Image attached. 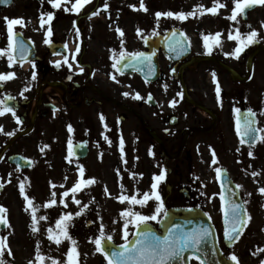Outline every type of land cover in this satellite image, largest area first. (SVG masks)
Masks as SVG:
<instances>
[{
    "label": "flooded vegetation",
    "instance_id": "1",
    "mask_svg": "<svg viewBox=\"0 0 264 264\" xmlns=\"http://www.w3.org/2000/svg\"><path fill=\"white\" fill-rule=\"evenodd\" d=\"M16 1L12 0L9 5L0 1V49H6L9 43L5 17L22 18L24 22L13 26L16 51L12 67H9L6 56L0 58V74L15 73L14 78L0 82V100L15 112V116L11 112L0 116V185H3L0 187V206L7 209L5 216L10 225L0 224V237L7 238L12 253L8 255L5 251V264L9 263L7 259H14V249L32 247L36 257L38 242L41 254L45 256L44 264H51L53 259L65 262L68 247L57 251L64 244L58 247L50 241L49 251L42 248L47 228L55 229V221L68 213L60 203L63 200L61 171L62 175L67 170L81 178L79 166H83V179L95 180L84 190L95 191L94 205L105 203L103 201L108 200L110 190L104 184L115 187L123 180L127 174L129 152L134 153L138 150L137 145L142 146L138 140L151 145L161 155L164 167L162 170L158 168L153 175L164 174L165 179L161 182L166 189L171 188L167 197L175 201L195 199L198 200L197 205L206 209L212 195L220 197L223 175L228 176L235 187L241 186L236 188L247 213L250 208L264 210V194L259 192L264 187V142L257 140L250 147L248 142L241 144L236 133L237 116L242 120L249 108L256 113V127L264 128V57H260L264 50L259 52L264 48L261 36L264 12L261 16L251 13L245 20L239 17L237 28L240 32L256 30L258 36L256 42L236 59L225 55L236 47L231 44L234 40L228 39L232 25L228 27L225 24L227 27L221 31L226 38L220 45L223 44L227 50L216 51L220 45L209 40L212 47L209 54L204 47L203 36L216 32H202L199 29L204 25L202 23H198L195 32L181 28L178 20L133 24L131 31L120 26L108 27L109 31L79 29L83 22L81 14L85 10L89 7L93 11L99 10L97 0H90L78 13L68 8L72 0H62L60 8H54L49 0H35L36 3L21 0L27 10L19 9ZM32 5H36L34 10L42 8L46 12L41 32L39 28H32L26 15ZM49 12L54 14L50 24L46 18ZM74 23L78 30H69ZM62 26L67 31H61ZM117 29L124 35L121 36ZM176 29L187 39L178 33L166 36ZM41 39L47 41L43 46ZM175 41L183 43L177 45ZM21 42L27 49L23 60L19 52ZM169 44H173L176 50L170 49ZM77 47L79 53L76 52ZM121 51L155 53L152 56L154 72L149 74L147 62L138 68H123L120 64L117 68L121 70L117 71L112 65ZM218 61L226 67L219 65ZM81 67L83 72H80ZM217 86L220 88L219 97ZM137 94L139 99L135 98ZM235 109H240V112H235ZM16 117H19V123ZM69 125L72 132L68 130ZM192 128L211 131L197 132L191 131ZM194 137L197 140L195 144L192 143ZM185 138L187 143L182 154L174 160H166L162 154V143L170 154L181 147ZM208 138H213V141ZM121 139L124 142L123 157ZM69 141L72 144L71 155ZM207 148L216 152L215 162L213 158L201 168L207 179L201 181L196 178L192 188H177L180 181L198 167L194 159L187 161L188 167H180L177 160L184 155L192 158V151L201 154ZM249 151L252 156H249ZM217 166L222 170L219 178L215 171ZM67 176L69 178L71 174ZM54 181L57 183L53 184ZM21 183L25 187L23 194ZM53 192L57 203L46 206L53 198ZM25 195L33 200L32 206H28ZM218 204L216 199L215 206ZM33 208L38 218L36 227L39 231L36 233L31 227ZM40 216L47 217L44 223L39 220ZM242 239H249L242 246L245 249L243 253L239 251ZM62 241L67 242V239ZM262 249L264 234L256 232L240 238L226 253L229 257L236 255L239 264H261L264 260ZM101 256L102 263H107L103 253ZM22 257L31 259H26L24 254ZM34 264L39 262L36 260Z\"/></svg>",
    "mask_w": 264,
    "mask_h": 264
},
{
    "label": "snow or ice",
    "instance_id": "2",
    "mask_svg": "<svg viewBox=\"0 0 264 264\" xmlns=\"http://www.w3.org/2000/svg\"><path fill=\"white\" fill-rule=\"evenodd\" d=\"M49 2L52 4L54 8H60L62 0H49ZM90 2V0H75V4L72 5V11L79 12L81 7L85 4ZM234 7L231 10V14L226 17V19L237 22L238 23V17L240 16H246V10L251 9L254 5L260 4L264 5V0H233ZM133 7L134 10L135 6ZM227 7L226 3L220 2V0H213V7L205 9L202 5L198 6L196 11H199L200 15H203L205 13H211L212 15H218L219 9ZM105 8H107V5H105ZM67 11L68 9L65 8ZM143 11H147V7L145 6L143 0H141L140 3V9ZM196 11L185 13L183 11L181 12H172V11H166V12H156V20L157 24L159 23V20L162 17L165 18H173L178 21H184L188 17L194 16L196 14ZM47 20L50 24L51 20L53 19L54 14L52 12H49L46 14ZM44 14L41 16V24L45 22L43 19ZM7 31L9 35V43L8 47L6 49H0V58L7 57L9 62V67H12L13 61L15 59L13 53L16 51V45L14 42V34H13V26L14 25H23V19L22 18H13L9 19L5 17ZM264 23V22H262ZM251 28V26L249 25ZM117 31L120 32V35L123 36L124 33L117 29ZM138 34L140 30L138 29ZM49 34L51 33V27L49 26L48 29ZM16 36L19 35V33L15 34ZM172 35L175 36L176 32L173 30ZM181 36H184L185 40L187 37L184 33H180ZM221 36V33H216L215 37L210 36H203L204 40V47L206 48L207 52L211 54L212 47L209 45V40L213 39L214 43L216 45H220L221 41L219 37ZM258 36V32L256 30H251L247 33H241L239 28H236L234 30V34L232 31H229L228 39L234 40L237 42V46L235 47L234 51L232 53H225V55H231L236 59H239L242 52L245 51L247 47L252 45L256 42V37ZM47 42V41H46ZM182 41H175L174 44H181ZM170 49L175 51V47L173 44H169ZM27 49L23 45V43H20L19 46V52H20V59H25V53ZM80 49L77 47L76 52L79 53ZM155 53H145V52H132L129 53L127 51H121L119 53V58L115 59V62L113 63L112 67L116 68L117 71H120L121 69L117 68V65L122 64L123 68H138L140 65L147 62L149 74H152L154 72V66L152 65V56ZM74 59V57H73ZM124 61H128L127 63H123ZM65 63H67V58H65ZM34 66V65H33ZM57 66L59 67V62H57ZM71 67V65H69ZM83 67L80 68V72H83ZM15 73L9 72L7 74H0V82L9 80L11 78H14ZM33 79H35V74H33ZM115 79V77H113ZM27 90V89H25ZM217 96L219 97L220 88L217 86ZM125 95H128V93H125ZM9 99H12V97H8ZM139 99V94L135 97ZM173 106L175 105V101L172 102ZM6 112H11L13 116H15V112L10 107L4 106V101L0 100V116H3ZM235 112L239 113L240 109H235ZM256 116V113L249 108L245 114H243L242 120L240 116H237L236 118V133L238 137L240 138V143L244 144L246 142L249 143V146L251 147L257 140L264 142V128L256 127L257 121L254 119ZM103 119V117H101ZM17 123L20 122L19 117H16ZM2 130V128H0ZM69 132H72L73 129L71 125L68 126ZM9 136L13 135V133H8ZM107 140L108 138L105 137ZM123 140L121 139L120 147L123 157ZM72 144L71 141H69V155L72 154L71 152ZM249 156H252L253 153L249 151ZM213 157L215 162V153L213 152ZM217 173V177L219 178L221 176L222 170L217 167L215 169ZM79 172L81 179L70 189V192L73 194L72 199L77 204L80 205V200L76 199L75 193L82 190L83 187L91 185L95 182L94 178L92 179H83L84 176V168L83 166H79ZM142 175V174H141ZM253 175H256V173H253ZM165 179V176L163 173L160 175H154L153 176V183L151 184V190L144 192L141 195V198H137V195H124L121 194L118 197L119 202L124 203L128 202L130 205H139L141 207L147 206L148 202L150 200H154L156 202L155 210L150 215L142 214L139 211H134L132 208H127L126 210L122 211L120 213V216L123 218V240L124 243L118 246V250H112L110 253L105 250V248L102 246V242L104 240L111 241L112 236L108 235L105 236L104 233V226L101 224L100 227V235L99 238L95 239L93 242L96 246V251L101 252L104 254L105 259L107 260V264H172V261L178 257H182V254L186 251L191 250L193 254L199 253L201 251V246L205 243L206 238L211 234L210 230L208 228L204 227H198L193 228L190 231H185L179 224H173L170 227L167 228V234L166 235H158L153 229L149 226L150 221H155L158 224H163V219H161V216L163 218L168 217V211L165 209V205L163 202V199L161 197L160 192L158 191V185L161 181ZM3 185H0L2 187ZM52 187H56L55 185H52ZM237 188L241 187L240 185L236 186ZM122 191H123V185H121ZM20 191L23 194L25 191L24 184H20ZM107 192V189H105ZM259 192L261 194H264V187H261L259 189ZM234 195V194H233ZM251 195V193H249ZM53 198L50 200L49 204L46 206H52L57 203L56 199L54 198L56 196V193H52ZM63 197L69 196V191H65L62 193ZM221 201L223 202L225 200V196L223 191L220 194ZM24 199L27 201L28 206H32L33 200L30 199L27 195L24 196ZM60 203L64 204V207H67L68 205L64 202V200H61ZM88 205H82L81 211H78L75 213L76 216H79L83 213L85 209H87ZM7 209L3 206H0V224L8 225V221L6 219ZM47 217L40 216L39 220H46ZM251 219V217L248 215L247 210L244 208V205L241 203H237L235 200L229 198L227 202V207L224 209V224H225V230H224V237L232 241L233 239L239 238V236L242 234L243 228L247 226L248 221ZM73 220V214L71 212L62 214L56 221H55V229L52 227L47 228V236L50 241H53L57 246H59L62 243V239H67L71 242L72 247L69 249V251L66 253V261L65 262H58L57 260L53 259L51 261V264H79L78 261V250H77V241L71 237L69 234V227L72 226L71 221ZM38 223V218L36 216L35 209L33 208L32 211V231L33 233H36L39 231V229L36 227ZM133 226L135 229L134 238L129 239V226ZM7 250V254L11 255V249L8 247L7 244V238L6 237H0V264H5V261L3 259L5 251ZM264 251V249H262ZM199 259V257H197ZM232 261H237V264H239L236 255H232L230 257ZM36 260L39 262V264H44L45 256L41 254L39 249V242L37 243V250H36ZM29 264H32L30 261ZM200 264H204V261L201 260ZM261 264H264V260L261 261Z\"/></svg>",
    "mask_w": 264,
    "mask_h": 264
},
{
    "label": "rangeland",
    "instance_id": "3",
    "mask_svg": "<svg viewBox=\"0 0 264 264\" xmlns=\"http://www.w3.org/2000/svg\"><path fill=\"white\" fill-rule=\"evenodd\" d=\"M72 3L68 4V8L72 9V5L75 4V0H72ZM33 3H36L35 0H32ZM65 2H68V0H65ZM145 6L147 7V11L139 10L140 9V3L141 0H97L99 10H92L90 7L89 9L85 10L83 14H81L83 17H81L82 21L80 23L79 29L83 27L84 29H90V28H101L102 30L109 31L111 30L108 27L111 26H120L121 28H127V31H131L130 28H132L133 24H143V23H154L157 22L155 13L156 12H166V11H172V12H193L196 11L198 6H203L205 9L213 7V0H143ZM222 3H226L227 7L219 9L218 15H212L211 13H205L203 15L199 14V11H196V14L194 16L188 17L184 21H178L180 23V27H185L187 30L191 32H195L199 26L200 23L204 24L201 28H199L202 32L208 33V32H216L221 33V37L219 39L223 43L224 39L226 38V35L221 32L225 24L229 25L228 27L233 26L232 32L237 28V22L230 21L226 19L227 16L231 14V10L234 7L233 0H220ZM94 3V2H93ZM96 3V2H95ZM94 3V4H95ZM21 0H17L15 2V5L22 10H27L26 6H22ZM103 5H107L108 8H105ZM33 7L29 9L28 13L26 14L28 16L30 24L32 28L37 29L39 28V32L42 31V29L45 26V22L43 25L41 24V16L42 14L45 15V11L40 8L34 10V7L36 5H32ZM135 6L134 10L133 7ZM66 7V6H65ZM98 9V8H97ZM264 12V5H260L257 9L253 10L250 13H254L255 16H261ZM208 17V18H207ZM209 17H212L209 19ZM217 17V18H214ZM45 16H43V19ZM47 18V16H46ZM197 18H207L206 20H198ZM197 19V21L195 20ZM45 21V20H44ZM165 21H175L173 18H165L162 17L159 22H165ZM239 21V17H238ZM48 22V21H47ZM199 23V24H198ZM76 23L71 27L69 30H78L76 29ZM66 26V25H65ZM66 28V27H65ZM65 28L62 26L61 31ZM229 29V30H231ZM63 30V31H64ZM67 31V30H65ZM123 32V31H122ZM229 32V31H228ZM227 32V33H228ZM216 33H209L207 36L215 37ZM226 33V34H227ZM205 36V35H204ZM261 36L263 37L264 42V32L261 31ZM38 40L40 43V38L38 36ZM42 40V46L46 43ZM213 40V39H210ZM232 41V40H231ZM232 46H237V42L233 41ZM225 49L223 44H221L216 51ZM233 52V51H232ZM261 58L264 57V52L260 56ZM46 89H50L49 86H46ZM192 140V143L195 144L197 141L195 139ZM208 140L213 141V138H208ZM139 144L142 146L140 147L137 145L136 149H138L136 152L128 154L126 165V171L127 174H125L123 180L118 184V186H108L107 183H105V187H107L109 191V197L108 200H105L103 202L105 203H98L94 205L96 200H93L96 196V193L92 192V190H84L85 187L82 188L79 192L75 193L76 199L80 200L81 204L77 205L73 199V194L70 192V189L81 179L76 178L75 173H71L67 170L64 171V175H62L61 171V180H62V191H69L68 197H63L64 202H68L70 205L67 209L69 212L73 214V220L71 221L72 226L69 227L68 231L69 234L73 239L77 241V250L79 253L78 261L79 264H103L102 263V256L99 252L96 251V246L94 244V240L99 238L100 233V227L101 224L104 226V232L107 234H111L112 239L118 243L123 242V218L120 216V213L127 208H132L134 211H139L142 214L150 215L154 212L156 207V202L154 200H150L145 207H141L139 205H130L128 202L121 203L118 200V197L121 194L124 195H137V198H141V195L144 192L151 190V184L153 183V173H157L158 168L164 167L161 159V155H159L157 152V149H154L151 145L148 146L146 143H141L142 141L138 140ZM145 142V141H144ZM136 143V142H133ZM192 144V145H193ZM153 153H152V152ZM149 152V153H148ZM213 152H216L214 149H208L202 150L201 154H197L196 151H192V158H187V155H184L180 159L177 160V164L180 165V167H188L189 164H187V161L189 162L191 159L196 160L197 166L193 168V173L188 174L187 178L185 177L184 180L180 181V184H178L177 188H183L190 187L192 188V184L194 181H196V178L198 180L204 181L206 180V175L201 168L207 163H210V161L214 158ZM181 161H184V164H181ZM204 164V165H203ZM195 165V164H194ZM201 165V166H200ZM62 164L60 163V167ZM219 167V166H217ZM71 174V179L68 178L67 175ZM142 174V175H141ZM126 177V178H125ZM88 179V178H87ZM152 179V181H151ZM57 183L56 181L52 182ZM189 183V184H188ZM121 185H123V191L121 188ZM88 187V186H87ZM158 191L161 194V197L163 199V202L166 203L167 206H182L183 205H197L195 203H198V200H183L181 202L176 203L174 199H167L166 196V186H163V183L160 182L158 185ZM216 199L219 200V197L217 195H212V198L209 199L207 203V207L205 209V212L208 216H210L214 227H216V231L219 237V243L220 247L223 249L224 252H226V249L223 247V227L221 226V219H222V211L220 206H215ZM67 200V201H66ZM67 204V205H68ZM88 205L87 209L83 211V213L79 216H76L75 213L78 211H81L82 205ZM199 206V205H198ZM66 207H64L65 209ZM248 215L251 217L249 220V228L247 229L245 236H249V234H264V210H256V209H249ZM42 223L43 220H41ZM153 221H150L149 223L152 224ZM89 223L91 225H89ZM41 224V223H40ZM43 225V224H41ZM133 231V226H129V233ZM135 231V230H134ZM133 231V232H134ZM130 236V235H129ZM249 239H242L239 251L242 253L245 252V249L242 247L244 246V242H247ZM44 245H42L43 249L47 248V251H49L50 246V240L48 239V236L44 239ZM64 246H61L57 249V251L64 250L65 247H68L69 249L72 247L71 242L67 240V242H63ZM67 245V246H66ZM54 248H57V246L53 245ZM40 249V248H39ZM31 254L29 253V251ZM33 248L28 247L25 249H14V259L10 260L8 264H29L31 261L32 264L36 261V257L32 253ZM56 251V252H57ZM40 252L42 253L41 249ZM22 254L26 256L27 258H31L29 260H24L22 257ZM227 254V253H226ZM228 255V254H227ZM104 264H107L104 261ZM198 264V263H194Z\"/></svg>",
    "mask_w": 264,
    "mask_h": 264
},
{
    "label": "water",
    "instance_id": "4",
    "mask_svg": "<svg viewBox=\"0 0 264 264\" xmlns=\"http://www.w3.org/2000/svg\"><path fill=\"white\" fill-rule=\"evenodd\" d=\"M2 2H5V5H9L12 0H0ZM258 4L254 5L251 9L246 10V16H243L244 19L247 18V15L250 14L253 10L258 8ZM179 32L178 30H176ZM175 31V32H176ZM171 31L169 35H172ZM196 131H210V129H193ZM185 144L182 145V148L184 147ZM163 151L167 155V157L171 160L174 159V156H170L169 154L166 153V150L163 146ZM234 194V195H233ZM225 200L223 201L224 209L227 207V202L228 199L231 198L235 200L237 203H241L240 197L237 194V192L233 190L226 189L225 193ZM242 204V203H241ZM168 211V217L163 218V224H159V229L154 228V226L149 225L153 231H155L158 235H166L167 234V228L170 227L173 224H179L185 231H190L193 228H198V227H204L208 228L210 230V235L206 238L205 243L201 246V251L199 253L193 254L191 250L186 251L182 254V257H178L172 261V264H190V259L194 258L197 259L199 257V260L204 261V264H235L232 261H228L224 256L222 255L221 249L218 246V237H216V231L215 228L212 226L208 216L204 215L203 212L197 208H173ZM223 226L225 230V224H224V218H223ZM246 227L243 228V231L245 230ZM242 231V232H243ZM134 238V235L131 239ZM238 239V238H237ZM237 239H233L232 241H229L225 238V245L231 246ZM102 246L105 248L106 251L109 253L112 250H118V246L113 244L112 242L108 241H103Z\"/></svg>",
    "mask_w": 264,
    "mask_h": 264
},
{
    "label": "bare ground",
    "instance_id": "5",
    "mask_svg": "<svg viewBox=\"0 0 264 264\" xmlns=\"http://www.w3.org/2000/svg\"><path fill=\"white\" fill-rule=\"evenodd\" d=\"M60 92H61V90H60Z\"/></svg>",
    "mask_w": 264,
    "mask_h": 264
}]
</instances>
